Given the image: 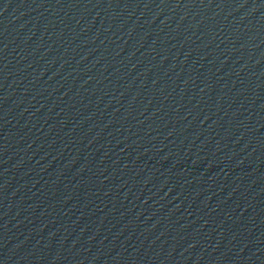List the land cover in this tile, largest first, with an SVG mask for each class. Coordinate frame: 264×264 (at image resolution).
<instances>
[{"label":"water","instance_id":"water-1","mask_svg":"<svg viewBox=\"0 0 264 264\" xmlns=\"http://www.w3.org/2000/svg\"><path fill=\"white\" fill-rule=\"evenodd\" d=\"M0 264H264V0H0Z\"/></svg>","mask_w":264,"mask_h":264}]
</instances>
